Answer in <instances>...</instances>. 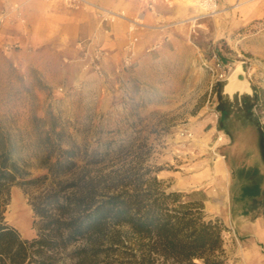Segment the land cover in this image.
<instances>
[{
	"label": "rangeland",
	"instance_id": "1",
	"mask_svg": "<svg viewBox=\"0 0 264 264\" xmlns=\"http://www.w3.org/2000/svg\"><path fill=\"white\" fill-rule=\"evenodd\" d=\"M178 1L182 2L150 8L138 0L153 20H144L142 11L129 16L124 9L90 1L123 12L126 19L140 16L147 25L129 33L128 20L100 23L97 16L98 34L108 35L110 26H123L128 38L118 48L100 44L106 51L102 76L84 70L78 55L64 62L61 56L20 53L0 41V224L27 243L23 264H37L40 253L44 264H123L110 250L109 233L95 234L94 226L85 230L84 224L77 225L78 209L73 206L49 204L42 216L35 213L32 203L48 190L59 189L60 182L81 178L104 184L149 169L148 175L156 176L168 191L186 179L199 187L194 179L200 175L249 174L241 168L240 148L235 147L240 141L237 134L249 121L264 151V15L243 22L234 4L219 6L218 14L190 24L185 20L195 12L193 0L185 9ZM159 5L172 16L158 12ZM162 23L175 25L154 28ZM149 35L154 37L138 51L140 39ZM133 36L138 39L132 43ZM129 43L135 53L132 63L124 66ZM214 56L225 64L227 76L242 67L253 96L244 95L239 104L236 95L230 99L222 94L227 77L216 80L209 70ZM37 62L45 63L44 71L34 66ZM241 110H250L251 115H240ZM64 149H73L76 166L53 177L45 164L63 158ZM244 151L246 163L254 164L251 150ZM11 161L27 172L13 182L8 181ZM31 179L37 181L22 183ZM182 193L181 200L188 202ZM227 230L225 264H243L240 256L230 257L240 244L231 231L229 241ZM43 237L48 239L41 245ZM257 246L264 254V244Z\"/></svg>",
	"mask_w": 264,
	"mask_h": 264
},
{
	"label": "trees",
	"instance_id": "2",
	"mask_svg": "<svg viewBox=\"0 0 264 264\" xmlns=\"http://www.w3.org/2000/svg\"><path fill=\"white\" fill-rule=\"evenodd\" d=\"M63 153V158L45 164L53 177L76 166L73 149ZM7 168L10 182L27 174L13 161ZM149 172L126 174L104 184L81 178L60 182L59 189L48 190L32 203L33 210L42 216L49 204L73 206L78 209L77 225L84 224L85 230L94 226L95 234L109 233L110 250L123 264H225L221 219L209 216L200 202H183L182 192L167 191ZM67 189L71 192L61 193ZM45 238L38 242L43 245ZM27 246L15 230L0 224L1 264H23ZM39 255L37 264H44L43 253Z\"/></svg>",
	"mask_w": 264,
	"mask_h": 264
},
{
	"label": "crops",
	"instance_id": "3",
	"mask_svg": "<svg viewBox=\"0 0 264 264\" xmlns=\"http://www.w3.org/2000/svg\"><path fill=\"white\" fill-rule=\"evenodd\" d=\"M90 1L105 7L124 9L129 16L142 11L144 20H153L151 12L144 10L138 0ZM185 1L188 0L178 2L186 4ZM218 2L221 7L236 4L239 19L243 22L264 15V0H218ZM187 5L191 4L183 6L184 9L188 7ZM157 11L165 17L172 16L171 13H166V8L161 5L157 6ZM1 13H7L8 21L0 30V41L24 54L71 59L78 55L75 47L78 40L95 39L102 46L112 49L118 48L119 45L124 46L128 39L123 26H110L108 35L98 34L96 13L82 8H68L64 0H0ZM152 36H143L140 39L138 51L144 49L147 40ZM29 65L31 64L27 66ZM34 66L44 71L46 65L37 62ZM69 67L70 65H66L65 69L69 70ZM243 96L237 98L239 104H242ZM246 113L250 114V110L240 111V115L246 116ZM243 116L239 118H244L246 122ZM247 124L248 127L241 129L242 131L237 134L240 141L235 143V147L240 148L238 152L242 158L241 168L249 174L238 177L234 175V178L233 175L231 178L229 175L215 174L210 178L200 175L194 181L201 186L192 187L189 179H186L177 182L174 190L185 192L189 201L202 203L206 213L221 219L228 229L229 241H233V236L240 244V248L230 254L231 258L240 256L243 264H264V254L257 246V242L264 244V151L258 134L252 129L253 125L250 121ZM249 127L251 129H247ZM250 130V133L247 132ZM247 137L245 144L241 139ZM246 148L251 150L249 158L256 161L252 165L245 161ZM216 170L218 171V167ZM233 184L237 187L233 188ZM224 246L226 247V240Z\"/></svg>",
	"mask_w": 264,
	"mask_h": 264
},
{
	"label": "built area",
	"instance_id": "4",
	"mask_svg": "<svg viewBox=\"0 0 264 264\" xmlns=\"http://www.w3.org/2000/svg\"><path fill=\"white\" fill-rule=\"evenodd\" d=\"M146 4L148 7L152 8L155 3H163L167 6H171L174 0H139ZM195 12L185 21L192 24L203 17H211L219 13L220 7L218 0H193ZM65 5L68 8L77 9L91 7L96 15L100 19V23H111L115 18L126 19L123 12L117 13L112 10L106 9L99 5H96L89 0H64ZM128 20V32L135 33L138 30H142L147 27L145 23L142 22V18L138 17L135 19ZM7 13L0 14V30L2 26L7 22ZM175 25L174 23L159 24L154 28L160 30L167 29ZM138 36L132 37V43L137 41ZM78 50V58L76 60L81 62L82 68L84 70H91L95 74L102 76L103 74V61L106 56V51L102 48L100 43L95 39L78 40L75 44ZM134 50L130 43L125 47V55L123 57V65L129 66L132 63V57L134 56ZM64 62L68 59L64 58ZM225 64L218 58L214 56L212 65L209 70L212 72L216 80H223L227 77V70Z\"/></svg>",
	"mask_w": 264,
	"mask_h": 264
},
{
	"label": "water",
	"instance_id": "5",
	"mask_svg": "<svg viewBox=\"0 0 264 264\" xmlns=\"http://www.w3.org/2000/svg\"><path fill=\"white\" fill-rule=\"evenodd\" d=\"M237 74L235 76L232 75L231 77V72L227 76V78L223 81L222 85V94L227 95L230 99H233V97L236 95L237 97H241L242 95H250L253 96L254 90L251 87L249 81L245 77L244 71L242 70V67L239 65L237 66ZM232 78V79H231ZM235 80L233 83L235 87L232 89L228 88L229 85H232V82ZM239 85H242V88L237 87Z\"/></svg>",
	"mask_w": 264,
	"mask_h": 264
},
{
	"label": "bare ground",
	"instance_id": "6",
	"mask_svg": "<svg viewBox=\"0 0 264 264\" xmlns=\"http://www.w3.org/2000/svg\"><path fill=\"white\" fill-rule=\"evenodd\" d=\"M185 2H186V1H185ZM190 2H191V1L188 0V1L186 2V4H189ZM186 4H184V5H186ZM138 18L141 19L140 16H139ZM237 70H238L237 67H235V68L231 71V77H232V75L235 76V74H237ZM231 79H232V78H231ZM231 82H232V85L230 84L229 87H228V88H230V89H232L233 87H235L234 84H233V83L235 82V80H233V81H231ZM237 87L242 88V85H239V86H237ZM219 166H220V164L217 165V167H219Z\"/></svg>",
	"mask_w": 264,
	"mask_h": 264
}]
</instances>
